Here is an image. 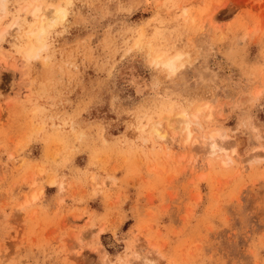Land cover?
I'll use <instances>...</instances> for the list:
<instances>
[{"label":"rangeland","instance_id":"1","mask_svg":"<svg viewBox=\"0 0 264 264\" xmlns=\"http://www.w3.org/2000/svg\"><path fill=\"white\" fill-rule=\"evenodd\" d=\"M0 9V264H264V0Z\"/></svg>","mask_w":264,"mask_h":264},{"label":"bare ground","instance_id":"2","mask_svg":"<svg viewBox=\"0 0 264 264\" xmlns=\"http://www.w3.org/2000/svg\"><path fill=\"white\" fill-rule=\"evenodd\" d=\"M58 15L59 14H57L56 16ZM29 16H30V19L32 20L40 19V23L32 31L28 33L29 40H28L27 46L25 47L22 53L24 55L23 57H25L28 60H32V59H36L39 56V53L44 49L45 44L42 40V37L46 34L47 29L51 28L53 23L51 20L44 19V17L40 13L39 6H36L34 9H32L31 12L29 13ZM17 29L19 30L18 27ZM2 33H4V31L0 32V34ZM177 59H178V56L165 59L161 62L157 59L155 63L164 72H169V71L174 70ZM187 117L188 116L185 113L181 112L179 113L177 120L175 122V124H178V125L183 124L184 125L183 129L185 131L186 130L188 131L189 127L193 124L191 120H189ZM194 124L198 126L199 128L201 127L199 126V124L195 122ZM155 132L157 133L158 131L155 130ZM217 139H218L217 134L212 133L208 138L204 139L201 145L204 146L206 149H208V151H210L212 154L218 153L219 145H218ZM219 149H221V147Z\"/></svg>","mask_w":264,"mask_h":264}]
</instances>
